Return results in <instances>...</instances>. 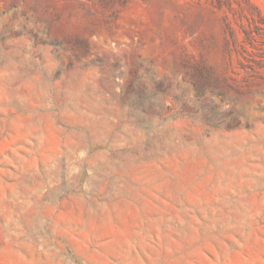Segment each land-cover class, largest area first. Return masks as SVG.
Listing matches in <instances>:
<instances>
[{
  "label": "rangeland",
  "instance_id": "1",
  "mask_svg": "<svg viewBox=\"0 0 264 264\" xmlns=\"http://www.w3.org/2000/svg\"><path fill=\"white\" fill-rule=\"evenodd\" d=\"M0 264H264V0H0Z\"/></svg>",
  "mask_w": 264,
  "mask_h": 264
}]
</instances>
